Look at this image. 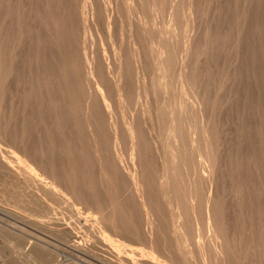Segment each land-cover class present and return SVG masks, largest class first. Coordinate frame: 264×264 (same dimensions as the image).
I'll return each instance as SVG.
<instances>
[{"label":"bare ground","instance_id":"obj_1","mask_svg":"<svg viewBox=\"0 0 264 264\" xmlns=\"http://www.w3.org/2000/svg\"><path fill=\"white\" fill-rule=\"evenodd\" d=\"M76 1L78 0H75V1L74 0H0V196L14 198L19 205L30 209L31 211L30 213H32L34 217L38 216L40 212L39 211L41 209L40 203L41 204L45 203L48 205L50 203V205H52L51 204L52 201L54 200L56 201V199H59V198L63 199L65 197H68L72 202H74V204H76V207L78 204H84L85 206L87 205L93 206L95 211L94 212L92 211V214L96 213L97 216L95 217L94 215H92L91 217L94 216L95 218H92V220H88V221H85L83 218L76 216V214H74L75 209H72L74 212L71 210L73 212V216L75 217L76 223L79 225L81 229L80 233L81 232L82 234L84 233V236H86L88 241L93 242V243L91 242V244H88L86 246L85 245L83 246L81 243H76V242H75L76 243L75 245H72V246L68 245V247L70 246L72 251H74L76 255L79 254V256L82 254V251L84 253V251L86 250H88L86 251L87 253L90 252L88 254L90 255L92 251V246L94 248L95 245L97 246L99 245L101 246V249L102 247H106L107 249H109L110 247H112L110 245H113L114 243H116L118 239H120L122 236L125 237L127 235H130V238H131L132 237L131 235H133L137 237L138 239L142 240L143 242H145L146 248H147V251L141 252L140 256L137 258L136 261L138 264H196L194 260L198 262V259H199L200 264H264V164H262L263 161H261L264 159L262 158L264 157V137L263 136L262 137L259 136V138H262V139L257 138L259 141L256 147H254L255 145L252 147L248 145L247 146L248 148L247 149L245 148L247 151L249 147H250L249 150H251L254 147L252 151L254 150L256 151V149H258L260 153H262L261 154L262 159L261 160L258 159V161L262 162L261 164L263 168L261 167V164L257 165V168H256L255 167L256 165L254 166L253 164H257L258 162L255 163V161L254 162L252 161L253 163L252 164L253 166H252L251 163H248L249 161L247 162L244 161L245 162L244 163L243 161L239 162L238 160L237 161L233 160L234 162L235 161L238 162L239 165L240 163L243 162V164L247 165L248 163L250 164V166L254 167V169L251 167V170L253 169L254 173L249 172L250 175L252 174V176L246 175V177L250 176V179H251L250 182L252 183L255 182V184H252V183L246 184L247 188L244 190H248V188L249 189L251 188L250 191L252 192V188L255 185L256 186L258 185V187L259 186L261 187V188L259 187V189L255 188L256 190L252 192L253 195L252 193L248 194V191L240 190L239 186L237 187V190L235 189L236 190L235 193L239 189L240 191H242V193L240 192L241 194L244 195V193L247 192V195H248L247 196L245 194V196L248 197V200L246 199V197H244V200L246 199L245 202H242V201L239 202V200L236 201L237 199H235V202H233L234 200H232V202L235 203V204L231 203L234 206L233 207L234 210L231 208L232 206H230V208L235 215V216L233 215L235 218H232V219L234 220L236 219L234 221L235 224L237 223L236 225L231 221L232 211L226 205V203L228 204L227 202L228 199L229 200L232 198L234 199L235 196L232 194V198H229L231 196L230 195L228 196V199H227V197H223L220 195V192H222L220 191L221 190L220 184L226 183L225 182L226 180L224 177L225 175L223 174L224 169H222L224 167V166L222 167L223 165L222 162L223 160L225 161V158L229 157L232 154V151L235 150V147H236L235 143L239 142L238 140L239 137L238 139L237 137L236 139H231L232 140V142L230 141L231 143L234 142L233 140H236V142L233 143L234 148L232 147V149L231 147H229L231 144L230 145L228 144L230 143L229 142L230 138L228 139V142L225 141V143L228 144V146H225V147L230 148L229 152H231V153L228 152L226 155L228 154L229 155L225 156V153L227 152L228 148L227 149L223 148L224 146H222V142L224 145H226L224 143V140L226 137L221 142L220 141L221 137L219 134H222L224 137L226 136V134L224 135L223 133L225 131L227 132V130L223 129L224 132H222V130L217 131L220 123L215 120L216 118L214 119L213 115H215L214 113H216L215 111L218 107H219L218 108L219 111L222 110V113H223L222 105L227 104V103L222 102V105H221L220 101H223L221 100L222 99L221 98L219 100V106L216 107V104H218V101H215L214 98H216L217 95L216 97L215 96L213 97L215 102L209 99L210 96L208 97V100H211V101L204 99L206 98L204 96H207V92L208 94H210L209 92L211 88H212L211 94H212V91H214L213 90L214 85L213 86L211 85V82H212L211 79H214V80L216 78L218 79V77L211 78L209 76V79L211 80V82H209L211 85V88L209 89L208 88L209 86L208 87L206 86L209 84L207 82V80L209 79H207L208 77L205 76L204 74L206 73V75H211L209 74L210 72H206V71L212 69L213 65L210 66L209 64L215 65L214 63L215 61H212V63L210 62L212 59L215 60V58L211 59L210 57L209 61H207L206 59L207 65L205 64L206 63L205 62L204 64L206 66L203 67V70H206L204 71L205 73L198 71L200 70L198 67L201 68V66L204 65L203 63L199 65V63L201 62L200 58L203 57V55L201 56V54L202 53L205 54L207 51H209L207 49H212V47L215 48L216 43L213 40V35H212L213 33L210 31V30H213L212 29L213 26L209 25L210 24L209 22L213 20L215 22V25L213 23L212 25L217 27L216 25H219L221 23V22L220 23L217 22V20H219L217 18H219L221 13L220 12H219L220 14L218 12L216 13L215 10H212L213 7L211 9V6H208V4H210L211 1H213L212 3L215 5H213L212 3L211 4L217 7L218 4H216L215 2L216 0L215 1L209 0L210 3L206 1L208 3L207 6L210 8V10H212L211 13L214 11L215 15L216 14L219 15V16L216 15L218 16L216 18L217 20L214 18L216 21L214 19H210L212 17L211 15L210 18L208 17L209 22L207 21L206 23V21L204 20L205 17H203L202 14L200 13L201 10L200 11L198 10L200 9L199 7H197V10L199 11V16L201 14L203 19L199 21V18L201 17L200 16V17H197L198 19L194 20L195 22L193 21L194 25H196L197 22L201 23L204 20L206 25L208 24L209 27L211 26L209 28L207 25L206 28L207 29L209 28V29L205 30L206 33L204 34L205 35L204 40L202 39L204 38L203 34L202 36L200 35L201 33L205 32L204 29H203L204 32L202 30H201L202 32H200V29L198 31V28L196 27L198 26V23L195 26V29L197 28L196 33L197 31L200 33L199 35L201 38L199 40L204 41L202 42L204 43L203 44L204 47L203 45L201 46L206 49H204L203 52L198 50L202 48L199 45L201 44L200 43L201 41L199 42V40L194 39V41L192 42V38H196V36L198 38L199 35L195 34V37H192L193 34L192 35L190 34L191 42L193 44L190 42L189 43L187 42L188 44H185V43L183 44V42H180L182 40V37L180 38V40H178L177 36L179 35H176V33L174 31H171V29L162 31V30H158L157 28V31H155L156 29L153 30V29L147 28L149 26H146L144 24L145 22L143 23L142 21H138V22L135 21L136 22L135 25L128 23L131 25L130 29L128 30L131 32V36L136 35V37L138 36V38H144L143 40L145 42L143 40L141 42H138L137 39H134V40H137V42L131 41L133 44V47L130 46V48H133V49L132 51L130 50L131 51L130 53L128 52L130 56L126 55L127 57L126 58L124 56L125 53L123 55L121 53H115L114 57L108 54L109 56L113 57V60L112 59L110 60L109 57L106 55V53H104V56H101L103 52L96 53L97 56H94L93 54H92L93 56H89V53H88L89 49L86 48V46L88 47L92 40L89 42L86 41L88 38L87 34L89 31V28H90V32L91 31L94 32V30L91 29V27H88L87 14H89L88 11L93 10L92 8L94 7L92 6V4H90V2L92 1L94 3L95 1L97 3V1L91 0L89 2V0H79L80 5H77V3L79 4V2L76 3ZM111 1L113 3V0ZM137 1L138 0H136L135 2ZM165 1L166 0H148L147 2L157 7L156 5L164 4ZM220 1L221 3H223L222 0ZM227 1L228 0L224 1L226 2V7H227V4L228 5L230 4L229 1L228 3ZM233 1H235V3L233 2L235 9L241 7L245 10V12L246 11L247 12L245 13V16L243 19L240 17L244 21V23L242 22V26H241L242 28L241 29L238 28L237 25L240 26L239 23H237L236 26L232 27V28L237 27L238 28L237 30L239 29L240 30L236 32L237 30L235 29V32L238 33L236 36L237 38L235 37L236 40L234 38L235 41L234 42L232 41L231 43H229L231 41L230 40L228 42L229 43L228 46H230V44L233 47L235 46V49L232 48L233 53L235 52L234 50L239 49L236 46H238L240 43L246 40L244 38L245 37L244 31H245V33H247L246 34L247 37L252 36V35L254 39L255 38L257 39L258 37L259 43L257 44L261 43L260 44L261 46L259 45L260 48L259 47L258 48L259 50L262 49V46L264 47V43H262L264 42L263 41L264 39H262L264 36V27L262 25L261 26L263 28L259 27L258 25H257L258 27H256L254 26L256 24L253 23L254 27L252 28L253 31L251 32V30L246 28V26H250L249 23H251L252 25V22H254L253 20L257 19L255 18L257 17V15H258V18H260L259 15H262L260 14L261 13L260 11H264L263 10L264 0H233ZM98 2L100 3V1ZM101 2H102V6L100 5L96 6L95 3L94 5L95 7L100 6L99 7L100 13L102 11L101 10V7H102L104 11V15L107 19L105 21H108V24H111L112 23L111 20L113 19H111V16L109 15L110 10L108 11L109 9L108 8L109 5L107 6L108 1L107 2L101 1ZM192 2L193 0H188V3L191 4ZM217 2L219 1L217 0ZM230 2H232V0ZM119 3H122V0L121 2L119 1ZM174 3L176 4L178 2H174ZM180 3H178V5ZM195 3L196 2H194V4ZM150 4L148 6H150ZM126 5H127V2H126ZM168 5L169 3L166 6ZM219 5L221 4L219 3ZM119 6L117 7L120 8ZM135 6H137V4ZM164 6L162 8H165ZM201 6L203 7V5ZM207 6L205 5L204 7H207ZM145 7L147 8V6ZM169 7L170 5L168 6V8ZM208 7L204 9L209 10ZM216 7H214V9L220 8V10L223 11V9H221L220 6H218L217 8ZM185 8L183 10L184 12H185ZM99 9H97L98 12H99ZM121 9H119L118 11L120 12ZM187 9L188 8H186V10ZM144 10L147 11V9L145 8ZM167 10H165L164 12H166ZM229 10L231 14L232 12H234V9H232L233 11L231 10V5H230ZM244 10L243 12L240 11V13L237 12V10L236 12L237 14L238 13L243 14ZM97 11L95 9L93 11L94 13H91V14L93 16V14L95 15L96 13L95 17L97 16L99 18L100 16ZM103 11L101 13L102 16H103ZM122 11L124 12V8ZM122 11L118 13L119 16L122 13ZM138 11H135V12L138 13ZM162 11L163 10H161V12ZM216 11H219V10H216ZM257 11L260 13H258ZM135 12L134 14H137ZM177 12L179 11L177 10ZM177 12L174 14H177ZM196 12L194 13L193 11H191V13H194V14H196ZM230 12H228L229 14H227L228 17H230L231 15ZM124 13H122L121 15L123 16ZM211 13L208 12L207 15H210ZM224 13L222 14L226 15V12ZM142 14H144V12ZM153 14L154 12L148 15L152 16ZM237 14H232V15L236 16ZM114 15H112L113 18L118 17L116 14ZM215 15L213 17H216ZM223 15H222V19H225L226 16L224 17ZM175 16H176V20L178 21L177 15ZM124 17L126 16L124 15ZM232 17H231V19L233 20L232 23L236 24L234 22L235 21L234 19L236 18L233 17L234 18L233 19ZM236 17H237V22L238 20H241L239 19L238 16ZM103 18H100V19H103ZM141 18L143 19V17ZM261 18L263 19V22L261 20L260 22L261 24L262 23L264 24V14H263V17L261 16ZM122 19H126V18H122ZM150 19H149V22L151 21ZM172 19H175V18H172ZM231 19L226 20L223 23L229 21L231 25ZM103 20L101 21L102 23H103ZM114 20H117V18ZM120 20L118 22H120ZM133 21L134 19L132 20V22ZM180 21L181 20L179 19L178 22ZM96 22L97 20H95V23ZM113 22L115 23L116 21H113ZM123 22L125 21L123 20ZM184 22L185 20L183 21V24ZM191 22L192 21H190L189 23L191 24ZM258 22L259 20L257 21V24ZM95 23L94 25H97ZM97 23L98 24L100 23L99 19ZM180 23H181L180 26L183 27L182 21ZM116 24L117 23H115V26ZM203 24L202 23L200 24L202 25L201 28H204L203 26H205V24L204 25ZM106 25L104 27H106ZM221 25L224 26L223 24ZM227 25L228 24H226L225 26ZM230 25H229V28H231ZM160 26H161V23H160ZM190 26L192 27V24ZM225 26L223 28L227 29L228 26L227 28ZM114 28L115 27L113 24L112 30H114ZM150 28L152 27L150 26ZM220 28L217 27V31L218 29L220 30ZM102 29L104 30V28H101L100 30ZM97 30H99V27ZM128 30H125V31L128 32ZM118 31L119 30H117V32ZM214 31H215V28H214ZM248 31H250L252 35H249ZM190 32H188V34ZM104 33H107V32H104ZM232 33H234L233 30H232ZM216 34L217 33H215V36ZM96 35H95L94 42L98 38L96 37ZM107 35L109 34L107 33ZM128 35L129 34H127V36ZM211 35L212 37H210ZM102 36H103V33H102ZM104 36H106V34H104ZM127 36L125 37L127 38ZM155 36H157V38H153ZM180 36L182 35L180 34ZM215 36H214V39H217L215 38ZM223 37H225V34L224 36L220 38H222L223 40L224 39ZM103 38H106V37H103ZM126 38H125V41L128 39ZM145 38H147V40ZM250 38L251 37H249L248 40H250ZM154 39H158L157 40L158 42L154 41ZM226 39H228V37ZM229 39H232V38H229ZM99 40L100 39H98V41ZM105 40H108V38H106ZM118 40H120L119 37H118ZM149 40H150L151 45L154 42L155 44L157 42L156 44L157 47H155L156 53L154 52V49H153L154 46L149 47L150 49L149 51L151 52V54L147 53L148 50L146 49V47L148 46L146 45L148 44H146V42H148ZM258 40H256L255 42H257ZM215 41L218 42L219 40H215ZM223 41H226V40L224 39ZM119 42L121 43V40ZM142 42H144L146 47L141 46L143 44ZM219 42H221V45H224V44L227 45V43L223 44L222 41H219ZM219 42L216 45L220 44ZM252 42L254 41L251 38L250 45H248L247 43L248 47L245 43H243L245 47H247V49L244 46L240 48L241 49L244 48L248 51L249 50L248 48L250 46L251 55L254 56L252 54V48H253L252 46H254L255 48L257 44H255L254 42V45H253ZM86 43H89V44L86 45ZM122 43L124 44V41H122ZM139 43H142V44L140 45ZM235 43L236 45H234ZM96 44H97L96 45L97 47L93 46L94 49L95 48L98 49V43ZM243 44H240V45H243ZM99 45H101V43ZM106 45L108 47L109 44H105V46ZM124 45H126V43ZM206 45L207 47H205ZM228 46H226L225 48L228 49L229 48ZM107 47L105 48L106 50L109 49ZM231 47L229 49H231ZM125 48H127V46ZM223 48H219V50L221 49V51L226 52L225 48L224 50ZM86 49L88 50L86 51ZM99 49H102V48H99ZM241 49L238 50V53L236 54V56L238 54L241 55L240 53L243 51L245 54V50L243 49L242 51ZM109 50L108 52L110 53ZM205 50L207 51L205 52ZM217 50L215 52H217ZM259 50H257V52ZM126 51H128V49H126ZM199 51L200 53L201 52L202 53L198 54ZM250 51L247 52L246 54L250 55ZM215 52L213 53L214 57L216 54ZM219 52L217 54H220ZM262 52H264V50L261 51V53ZM100 53L101 55H98ZM231 53L232 52H230V54ZM147 54H148V58L150 57L149 55L155 54V57H156L155 65H151V66H153V71L154 70L156 71V69L154 68H157L158 72L157 71L156 72L159 74V78L157 82L149 81V83L150 82L152 83L149 85L153 91L152 93L153 98L151 97L152 96L151 93H150L151 96H149V92L151 91L150 90L151 88L148 87L147 85L148 82H146V78L148 77L146 76L147 75L146 73H149L147 72V68H149V65H148L149 63L147 64ZM207 54H205L206 56L204 55V57H207ZM232 54L230 57L236 58L237 60V57L234 55L235 53L233 54L234 56ZM244 54L242 53L241 56H244ZM246 54L244 56L245 59L252 60L253 64L255 65L256 63L258 66V63L261 61V54L259 53L260 58L259 56L256 58L257 55L255 54L256 59L252 56L250 58L249 55H248L249 58H246ZM220 55H222V52ZM220 55L219 56L217 55V56L220 57ZM223 55L224 56L220 58L225 57V54ZM263 55L264 53L262 54V57ZM128 57H130V63L133 66L132 70H130L131 68H129L131 66H128V62H129ZM244 57H240V58L244 59ZM225 58L228 59L227 56ZM253 58L258 61L260 59V61L258 63L257 61L254 63L255 60ZM149 59L150 61L153 60V59L151 60V57ZM218 59L219 58H217L216 60L218 61ZM227 59H225V61ZM243 59L238 60L237 64L239 65L238 63L239 61L240 63L241 61L244 62ZM262 60L263 61L259 63V65L261 64L260 66L264 65L262 64V62L264 63V58H262ZM229 61L226 63H229ZM150 63L152 64V62ZM218 63L219 61L216 63V69H217V66L219 67ZM221 63L222 64L225 63L224 59H223V62ZM246 63L247 65H250V68L253 67L252 69L257 68L255 67L256 65L251 66L252 64H250L249 61L248 62L245 61V63H243V65L241 63V65L244 66V64L246 65ZM222 64H220V69H217L218 71L216 70L218 74L221 72V70L223 73H225L224 71H226L224 69L226 64L222 66L224 68H221ZM208 65L211 67V68L209 67L210 69L209 68L207 69ZM238 65L235 66L236 69L239 66L242 67L241 65L239 66ZM226 66L228 67L229 65H226ZM231 66L234 68L233 63L230 64V67ZM232 67L230 68L231 74L228 73L230 74V76H227V74H225L224 77L226 76L229 78L232 75L231 81H234L235 77L237 76L239 78V75L242 73H240L241 68L239 67L240 71L239 69H238L239 72L237 71L239 74H235L234 76L233 72L234 71L235 73L237 72H236V69L234 70L232 69ZM245 67H242L243 69L245 68L244 70L243 69L242 70L244 71L243 73H245L246 75V73H249V72H246L245 70L246 69L248 70L249 66H245ZM213 68L215 69V67ZM150 69L152 68L150 67ZM150 69L149 71H151ZM261 69L258 71L255 69V72L257 71L256 75H258L259 71H262ZM228 70L229 68L227 69V71ZM250 70L251 69H249L248 71ZM171 72H173V74L170 75ZM217 72L215 73L217 74ZM222 72L221 74L223 75ZM252 72H250L249 74L250 76ZM199 73L201 74L203 73V75L206 78H204V76L203 78H200L199 75L201 76V74ZM215 73H213L214 76H218ZM154 74L156 75V73ZM262 74H264V72ZM243 75H242L243 78H240V80H243L245 78V75L244 76ZM259 75L261 76L260 78H262L261 73H259ZM170 76L172 79L176 78L175 85L177 86V88L179 87L177 91V94L179 93V95L173 94V97L168 96L169 87L171 85V82H169V80H171L169 78ZM250 76H248L249 78H247L246 76V78L248 80L249 79L253 80L254 78H250ZM221 79L222 81L224 80L223 78ZM221 79H220V82H221ZM226 79L227 78H225V80ZM247 79L242 82H245L248 85V89L252 90L253 87L255 89L256 86L260 87L264 85V82H263L262 83L263 85L260 84L259 86V83H255L257 81L255 79V82L254 80L252 82H254L257 85L255 86L254 84L252 85L251 80H249L248 82L251 83L249 84L252 85L250 86L247 82ZM263 79L262 81H264ZM200 80L205 81L203 82L204 84L206 82L208 84L204 85L203 83H201ZM238 80L237 82L239 83L235 82L236 84L242 83L241 81H238ZM260 80L261 79H259V81ZM213 82L212 84H214ZM228 82L231 83L230 81ZM223 83H225V81ZM222 84L220 85L222 86ZM236 84L234 85L235 87L233 88L234 90L235 88H237L236 92L238 94L240 92V89L238 90L239 86ZM242 84H240L241 87H242ZM130 85H132L133 90L131 89ZM202 85L207 87L209 91L203 92V90L205 89L204 87H201ZM223 85L226 86L225 84ZM228 86L226 87L227 89L230 88V86L229 88ZM249 86L252 88H250ZM156 88L158 89V92H159L158 96H156L157 94L155 93L157 91L155 90ZM221 88L219 89L221 90ZM186 89H187V92H186ZM242 89L243 90L245 89V91L247 89L246 86L244 87V84H243ZM248 89L247 91H249ZM257 89H255V91L256 90L257 92L260 91L259 88ZM263 89H264V86H263ZM131 90L134 91L133 93L135 95H133ZM220 90H217V91L221 92ZM243 90H241V92L239 93L240 96L237 95L238 99L244 98L243 96L245 92H242ZM217 91L215 92L217 93ZM230 92L231 91L229 89V95H232L233 92L231 93ZM251 92L249 91V95H248V92L247 94H245V98H244L245 100L251 94L255 96L254 95L255 92L253 93ZM260 92L262 93L264 92V90L262 91V88H261ZM260 92L256 94V97L258 95L260 96L261 99H263L264 98V97L262 98L263 93L261 94ZM187 93L189 94L190 97L189 96L187 97L188 95ZM201 93H203V95H201ZM241 93L243 94L242 97H241ZM217 94H220V93H217ZM133 96L137 97L138 101L136 102L140 103V106H139L140 109L139 110L135 109L136 111H133L134 113L132 114L131 112L127 114L126 112L130 110L126 109L127 111L125 110L126 111L125 113L129 115L128 118H127V115L125 118V116H121V114L120 115L118 113L115 114V110L118 111L117 109L119 108L122 109V108H125L127 104L129 105V102L130 101L132 102L131 99H133ZM144 96L145 98L143 99ZM235 96L233 93V97L231 96L230 97L233 99ZM230 97L228 99H230ZM141 98L142 100H145L143 101L144 103L142 102ZM211 98H212V95H211ZM219 98L220 97L216 98V100H218ZM237 98L235 97V101L237 100ZM249 99H247L246 101H249ZM256 99L258 100V98ZM243 100H240V101L242 102ZM205 101L206 102L208 101L209 104L210 102L211 103L213 102L215 104L216 108L214 107L213 103L210 104L213 106L209 105L210 106L209 109L212 107L215 108L214 113H213V110H214L213 108L210 111V113L208 112L209 111L207 107L208 105L206 106ZM131 102L130 104H132ZM224 102H225V99H224ZM235 103L238 104V101L234 102L233 106H236ZM253 103L254 102H252L251 103L252 105L251 104L250 105L253 106ZM259 103L261 105L262 102H260L259 100ZM256 104L258 107L259 105L258 101L256 102ZM224 106L227 107V105H224ZM127 108H132L131 110H134L133 109L134 107L132 106H128ZM259 108H260L259 113L255 112L254 115L258 113L257 114L258 117L261 116L259 117L261 119V121L259 122V130L264 131V106L263 108L262 106ZM228 109L230 110V108ZM247 110H250V109H247ZM219 111L217 113L219 115L222 114ZM248 112L246 113L248 114ZM207 113H209V115ZM238 113L240 112L238 111ZM117 115L120 116V119L121 117L123 118L121 123L119 122L120 121L119 117H116ZM233 115H237V114H233ZM254 115L252 114V117ZM257 115L254 117L260 120L257 117ZM234 117L235 116H232L233 119ZM220 119L221 118L219 116V120ZM237 119L238 118H235V122H238L236 121ZM214 121L219 124L215 123ZM233 122L234 120L232 121V123ZM239 123H235V124H239ZM216 125L218 126V128ZM243 126H245V124ZM220 127H223V126H220ZM244 128H246V126L243 127V129ZM247 128H250V127H247ZM199 130L200 132L198 133ZM257 130L258 129H256V131ZM162 131H164V133L167 134L168 139H169V143L167 144V149L165 147L166 146L165 142H164L165 146L162 144L163 142L161 143V141H163L165 137L164 136L163 140H161V136L163 134ZM228 132L230 131L228 130ZM233 132L231 131V134ZM200 133L201 135L198 136V134ZM240 133H241V130H240ZM253 133L254 132H252V134ZM234 134L238 135V132L236 131L234 132ZM241 137L242 138L245 137V132ZM251 137H255V136H251ZM248 138L250 140V136ZM242 140L244 139L240 138V142ZM250 142H247L246 144H249ZM240 145H237V147L239 146L238 147L239 150L242 148ZM124 147L126 148V151L128 152L129 156H127V152L124 151ZM223 149L225 150V153H223L224 151ZM239 150H236L234 153L238 151V154L240 155ZM241 150L243 151V149ZM258 150L256 152H258ZM125 154L127 157H129V160L125 158ZM246 154L248 155V153H245V155ZM261 155H257V158H259L258 156H261ZM241 156H243V153ZM251 156L252 158H254L253 155ZM191 162L194 164V173L192 170L193 168L192 169L190 168L192 166ZM219 163L221 164L219 165ZM224 165L227 166L225 163ZM188 167L192 170L193 174L191 173V171H189L188 177L185 178L184 175L187 174ZM231 167L232 166H230V168ZM242 167L244 169L245 166H242ZM226 168L227 167H225V169ZM233 168L236 169L235 171L239 173L240 177H242V175L245 174V173L243 174L241 173L242 169L240 170L239 167H237L238 168L237 169L235 168V166H233ZM246 168L247 166L245 167V169ZM248 168L250 167L248 166ZM259 168H262L261 169L262 171L257 170L260 173H257V171L255 173V170ZM221 169L223 172L221 171ZM231 171L233 172V170ZM234 173L235 172H233V174ZM222 177L225 180V181L223 180L224 183L221 180ZM235 177H237L236 180H238L237 184L239 185L238 182L240 180H239L238 175L236 176L235 174ZM236 180L232 179L231 181L229 179V182L230 181L233 182ZM241 183L242 182H240V188L241 186L243 187L242 185L243 183L242 184ZM246 185L244 184V186ZM231 191H234V190H231ZM238 197L240 199L239 195L236 196V198ZM201 199H202L201 204H202V209H203L202 213L204 217H202L201 212L198 211V209L201 208V204H200V208L198 206ZM251 201H253V203H251ZM72 202L70 204H72ZM243 203H245L246 205L248 203L249 204L251 203L252 205L245 207V205L243 206ZM62 206H65V205H62ZM93 207H91V209ZM68 208L70 209L71 207L70 206L67 207V210ZM244 208L248 209V211H245ZM37 212L38 214L35 216ZM186 212L188 214H186ZM197 212H200L198 213V216L201 214L200 217L204 218V219L202 218L201 219L203 220V222L205 221L204 225L200 227V229L202 230L201 233H203L202 228L205 227V230L207 231V234L210 236V239H211V241L209 242L211 243V246L209 247L206 245L207 246L206 248V246L202 245V242L200 241L198 243L199 245L197 248H196L197 245L192 246L193 247L192 249L196 248L195 253L199 257L198 258L195 255V257L198 259L196 258L194 259V252L193 250H190L188 248L189 243H187V240L189 238H193L189 236V234L191 235L192 230L194 232L195 230L196 232L200 231L198 227V223H199L198 219L200 217L198 218ZM90 215H91V212H90ZM70 216L73 218L72 215ZM71 217L70 219H72ZM84 217H86V219L88 218L87 215ZM201 219L199 220L201 221ZM75 221L73 223H75ZM72 225L74 226V224ZM190 228L192 229L190 230ZM15 235H19V234H15ZM193 235H195V233ZM25 238H27V236H25ZM67 238H69V236ZM82 238H83V235H82ZM28 239L29 238H27V240ZM202 239L204 240V238ZM83 240L85 239L83 238ZM74 241H76V239ZM190 241L192 242V239ZM78 242H81V241H78ZM21 244H25V243H21ZM97 246L95 250L99 248ZM33 247L37 248L38 251H48L46 249L45 243L41 241L38 242L37 244L33 243ZM35 248H33V250H35ZM114 248H116V246ZM104 250L102 252H104ZM95 253H93V255H95ZM98 253L96 254L97 256H98ZM19 254H20V251H19ZM96 255L95 257L97 259ZM43 256L41 258H43ZM75 258L77 257H74V259ZM91 258H94V256ZM51 261L52 260H50V262ZM92 261L93 259L91 260V263ZM95 261L93 262L95 263ZM97 261H99V259ZM96 264L98 263L96 262Z\"/></svg>","mask_w":264,"mask_h":264},{"label":"rangeland","instance_id":"obj_2","mask_svg":"<svg viewBox=\"0 0 264 264\" xmlns=\"http://www.w3.org/2000/svg\"><path fill=\"white\" fill-rule=\"evenodd\" d=\"M75 1V0H74ZM91 0H89V2H90ZM94 1V0H93ZM97 1V3L94 1V3H95V5L96 6H98V5H100V6H102V2L101 1H103V2H107L108 1V4H107V6H108V11L110 12L109 13V15L111 16V19H113V20H111V24H108V21H105V20H107L106 19V17H105V15H104V11H103V9H102V7H101V10L103 11V16H102V11H101V13H100V9H99V7H95V5H94V3L91 1L90 2V4H92V6H94L92 9L93 10H89L88 11V13L89 14H87V16L89 17H87V24H88V27H91V29H93L94 30V32L93 31H91L90 32V28H89V31H88V34H87V37L89 38H87V40L86 41H91L90 42V44H91V46H90V44L89 43H86V45L87 44H89V46L87 47L86 46V48H88V49H86V51L88 50V53H89V56H97V54L96 53H99V52H103V54L101 55V53L100 54H98V55H101V56H104V53H106V55L109 57V59L111 60H113V57H114V54L115 53H121L122 55L125 53V57H126V55H128V56H130L129 55V53L132 51V49L133 48H130V46H132L133 47V44H132V42L133 41H136L137 42V40H138V42H141L144 38H138V36L136 37V35L135 36H131V32L128 30V29H130V24H133V25H135V23L136 22H138V21H142L146 26H149V27H147V28H149V29H153V30H155V31H157V28H158V30H162V31H164V30H170L171 29V31H174L175 33H176V35H179L180 36V34L182 35V36H177V39L178 40H180V38L182 37V40L180 41V42H183V44L185 43V44H188L189 42L190 43H192L193 41H194V39H196V40H199L201 37H200V35L202 36V34H203V36H204V38H202L203 40L205 39V33H206V31L205 30H208L211 26H213L212 27V29L213 30H210L213 34V40H214V42L217 44L219 41H222L223 42V44L224 43H227V45H225V47L226 46H228V44L229 43H231L232 41L234 42L235 40H236V36H237V34L238 33H236V32H238L242 27V22L244 23V21L242 20L243 18H244V16H245V13L247 12H245V10L243 9V8H241V7H239V8H237V9H235L234 8V3H235V1H233L232 0V2H230L231 0H228L229 1V5L227 4V7H226V2H224V1H226V0H222V2L223 3H221V1L220 0H218L219 2H217V0L215 1L216 2V4H218V6H222V4H223V8L221 7V9H223V11L222 10H220V8H217L216 6H213V5H215V4H213L212 2L213 1H211V3L213 4H211L210 3V1L209 0H204V1H200V0H193V2L190 4V3H188V0H185V1H187V2H185L184 0H166L165 1V6H164V4H158V5H156L157 7H155V6H153L152 4H150L149 2H147L148 0H138L137 2H135L136 0H128V1H126V0H122V3H119V1L121 2V0H113V3H112V1L111 0H106V1H104V0H96ZM98 1H100V3L98 2ZM170 1V2H169ZM200 2V4L201 5H203V7L199 4V2ZM206 1H208V3H210V4H208ZM228 1H227V3H228ZM77 2H79V0L78 1H76V3ZM117 2H118V4L120 5H118L117 4ZM125 2V3H124ZM126 2H127V5H126ZM145 4H144V3ZM174 2H178V3H180L179 5H178V3H174ZM183 2H185V3H183ZM194 2H196L195 4H194ZM202 2V3H201ZM206 2V3H205ZM214 2V3H215ZM234 2V3H233ZM99 3V4H98ZM114 4V5H112V4ZM141 3V4H140ZM169 3V5H170V7L168 8V6H166L167 4ZM173 3H174V5H173ZM183 3V4H182ZM205 3V4H204ZM219 3L221 4V5H219ZM132 4V5H131ZM137 4V6H135ZM150 4V6H148ZM184 4H186V5H188V6H186V5H184ZM207 4H208V6H211V9H212V7H213V9L212 10H215V12L217 13H219L220 14V16L218 15V14H216V15H218L219 16V18H217L218 16H216L215 14H214V11L211 13V11L212 10H210V8L207 6ZM77 5H80V2H79V4L77 3ZM119 6L120 8H118L117 6ZM122 5V6H121ZM144 5V6H143ZM177 5V6H176ZM200 5V6H199ZM207 6L208 7V9L209 10H207V9H204V8H207V7H204V6ZM230 5H231V10L232 9H234V12H232V14H237V12H239L240 13V11H242L243 12V10H244V13L242 14H237L236 16H238L239 17V19H241V20H238V22H237V17L236 16H234V15H232L231 14V12H230ZM233 5V6H232ZM112 6V7H111ZM128 6V7H127ZM131 6V7H130ZM140 6V7H139ZM145 6H147V8L145 7ZM152 6V7H151ZM165 7V8H162V7ZM173 8H172V7ZM174 6H175V8H174ZM180 8H179V7ZM182 6V7H181ZM225 6V7H224ZM124 8V12H125V10H126V12H127V14H126V12L124 13L122 10H123V8ZM136 7H138V8H136ZM188 8L187 10H186V8ZM195 7V8H194ZM197 7H199L200 9H198L199 11L201 10V14H202V16L203 17H205L204 18V20L206 21V23H207V21L209 20L208 19V17L210 18V16L212 15V17L215 15L216 17H211L210 19H219V20H217V22H221L219 25H216L217 27H221L222 25L221 24H228L227 26H228V28H229V25H230V23H229V21L228 22H225V23H223L224 21H226V20H230L231 19V17L233 16L234 18H236V19H234L233 17V19L235 20L234 22L236 23V24H234V23H232V19H231V25H230V27L231 28H227V26H225L227 29H225V28H223L224 26H222L221 28H220V30L218 29V31H217V27H215L214 25H215V22L212 20V21H208L210 24L209 25H211L210 27H209V25H208V29L206 28L207 27V25H206V23H205V21L203 20V22H201L202 24L204 23L205 24V26H203L204 28H201L202 27V25H200L201 23L200 22H197L198 23V26H196L197 25V23H196V25H194V20H196V19H198L197 17H200L201 16V14H200V16H199V11L197 10ZM214 7H216L217 9H214ZM90 8V7H89ZM114 8V9H113ZM116 8V9H115ZM122 8V9H121ZM130 8V9H129ZM144 8L145 9H147V11H148V13H147V11L146 10H144ZM152 8V9H151ZM172 8V9H171ZM178 8V9H177ZM184 8H185V12L183 11L184 10ZM194 10H193V9ZM91 9V8H90ZM96 9V11H97V9H99V24L97 23L98 22V19L95 17V15H96V13H95V15L93 14V16H92V14L91 13H94L93 11ZM113 9V10H112ZM119 9H121L120 10V12L122 11V13H124L123 14V16L120 14V16H119V14L118 13H120L118 10ZM150 9V10H149ZM168 9V10H167ZM182 9V10H181ZM195 9H196V11L198 12H196L195 11ZM203 9H204V11H203ZM225 9V10H224ZM240 11H239V10ZM139 10V11H138ZM154 10V11H153ZM161 10H163L162 12H161ZM165 10H167L166 12H164ZM174 10H175V12H174ZM177 10L179 11V12H177ZM216 10H219V11H216ZM227 10V11H226ZM229 10V11H228ZM236 10H237V12H236ZM264 10V9H263ZM117 11H118V13H117ZM130 11H131V13H130ZM135 11H138V13L137 12H135ZM141 11V12H140ZM144 12V14H142L143 12ZM149 11H150V13H149ZM170 11V12H169ZM191 11H193L194 13L196 12V14H194V13H191ZM233 11V10H232ZM259 11V10H258ZM257 11V12H258ZM115 12V13H114ZM134 12L135 13H137V14H134ZM154 12V14L151 16V15H148V14H151V13H153ZM177 12V14H174V13H176ZM181 12V13H180ZM183 12V13H182ZM189 12V13H188ZM203 12V13H202ZM208 12L209 13H211L210 15H207L208 14ZM224 12H226V15H223L222 13H224ZM228 12H230V17H228L227 16V14H229ZM261 12V13H260ZM260 12H258V13H260V14H262V15H259V17L260 18H258V15H257V17H255V18H257L258 20H259V22H258V24H257V19L255 20H253L254 22H252V25H251V23H249L250 24V26H246V28H248L249 30H251V32L253 31L252 30V28L254 27V26H256V27H264V24L262 23L261 24V22H260V20L263 22V19L261 18V16L263 17V14H264V11H260ZM263 12V13H262ZM97 13V14H98ZM130 13V14H129ZM145 13H146V15H145ZM204 13H206V14H204ZM91 14V15H90ZM114 14H116L118 17H116L117 18V20H114V19H116L115 17L113 18V16L112 15H114ZM141 14V15H140ZM166 14H168V15H166ZM179 14V15H178ZM191 14V15H190ZM194 14V15H193ZM214 14V15H213ZM225 14V13H224ZM256 14V13H255ZM124 15L126 16V17H124ZM131 15V16H130ZM175 15H177V19H178V21H179V19L182 21V24H183V21L185 20V22H184V24H183V27L182 26H180L181 25V21L180 22H178L177 20H176V16L174 17ZM204 15H206V16H204ZM222 15L225 17H227V19H226V17H225V19H222ZM243 17H242V16ZM115 16V15H114ZM130 16V17H129ZM133 16V17H132ZM136 16H138L139 17V19H138V17H136ZM147 16V17H146ZM195 16V17H194ZM201 16V17H202ZM105 19H104V18ZM141 17H143V19L141 18ZM150 17H151V19H150ZM154 19H153V18ZM165 17V18H164ZM179 17V18H178ZM199 18V21H201L202 19H203V17L202 18ZM206 17H207V19H206ZM223 17V18H224ZM241 17V18H240ZM92 18H93V20H92ZM100 18H103V19H100ZM120 18H121V20H120ZM122 18H126V19H122ZM127 18H128V20H127ZM131 18V19H130ZM137 18V19H136ZM148 18V19H147ZM172 18H175V19H172ZM229 18V19H228ZM92 21H91V20ZM97 20V22L95 23V20ZM134 19V21L132 22V20ZM149 19L151 20L150 22H149ZM166 19V20H165ZM192 19V20H191ZM214 19V20H215ZM103 20V23L101 22ZM120 20V22H118ZM123 20L127 23H125V22H123ZM156 20V21H155ZM165 20V21H164ZM215 20V21H216ZM105 21V22H104ZM113 21H116L115 23H117L116 24V26H117V28H116V26H115V23L113 22ZM128 21V22H127ZM131 21V22H130ZM136 21V22H135ZM148 21V22H147ZM158 21V22H157ZM190 21H192L191 22V24H192V27H194V28H192L190 25ZM194 21V22H193ZM240 21V22H239ZM255 21H256V23H255ZM90 24H89V23ZM161 23V26H160V23ZM173 22V23H172ZM178 22V23H177ZM94 23L95 24H97V25H94ZM104 23H105V25H106V27H104L105 25H104ZM118 23H119V25H118ZM128 23H130V24H128ZM149 23V24H148ZM180 23V24H179ZM212 23L214 24V25H212ZM237 23H239L240 24V26L239 25H237ZM253 23L254 24H256V25H254L253 26ZM103 24V25H102ZM113 24H114V30H112V28H113ZM123 24H124V26H123ZM175 26H174V25ZM178 24V25H177ZM203 24V25H204ZM217 24V23H216ZM90 25V26H89ZM94 25V26H93ZM187 25H188V27H187ZM238 26V28H240L239 30H237L238 28L237 27H235V28H232V27H234V26ZM248 25V24H247ZM258 25V26H257ZM262 25V26H261ZM118 26H120V27H118ZM150 26L152 27V28H150ZM171 26V27H170ZM177 26V27H176ZM180 26V27H179ZM191 27V29H190V27ZM195 26L198 28V31H199V29H200V32H202L203 31V29H204V33H199L198 31H197V33H196V29H195ZM95 27V28H94ZM98 27H99V30H97L98 29ZM123 27H125V28H123ZM167 29H166V28ZM262 27V28H263ZM101 28H104V30L102 29V30H100ZM106 28V29H105ZM120 28V29H119ZM176 28H178V29H176ZM182 28V29H181ZM214 28H215V31H214ZM246 28H245V30H246ZM251 28V29H250ZM119 30L118 32H117V30ZM128 30V32L127 31H125V30ZM135 29V28H134ZM176 29V30H175ZM187 29H188V31H187ZM189 29H190V31H189ZM195 31H194V30ZM224 29V30H223ZM235 29L237 30L236 32H235ZM247 29V30H248ZM255 29V28H254ZM109 30V31H108ZM116 30V31H115ZM124 30V31H123ZM202 30V31H201ZM224 32H223V31ZM232 30H233V32L234 33H232ZM179 33H178V32ZM183 31V32H182ZM220 31V32H219ZM104 32H107L109 35H107V33H104ZM121 32V33H120ZM125 32H126V34H125ZM188 32H190L189 34H188ZM210 32V33H211ZM228 32V33H227ZM232 33V34H230V33ZM247 32V31H246ZM90 33V34H89ZM94 33V34H93ZM102 33H103V36H102ZM121 35H120V34ZM178 33V34H177ZM215 33H217L216 34V36H215ZM226 33H227V35H226ZM248 33H249V35H252V33H250V31H248ZM92 34V35H91ZM97 34V35H96ZM104 34H106V36H104ZM124 34V35H123ZM127 34H129L128 36H127ZM139 34H140V32H139ZM193 34V36L192 37H195V34L196 35H199L198 36V38H197V36H196V38H192V42H191V35ZM224 34H225V37H223L226 41H223L222 40V38H220V37H222V36H224ZM246 34L247 33H245V31H244V38L246 39H244L245 41H243L242 43H240V44H243V43H245L246 45H247V43H248V45H250V42H251V38H252V40L255 42L256 40H258V37H257V39L255 38L254 39V37H252V36H249V37H251L250 38V40H248V38L249 37H247L246 36ZM95 35H96V37H98L97 38V40H95V42H94V39H95ZM112 35V36H111ZM117 35H118V37H119V39L121 40V43L119 42L120 40H118V37H117ZM120 35V36H119ZM212 35L210 36V37H212ZM230 35V36H229ZM91 36V37H90ZM108 36V37H107ZM125 36H127V38L125 37ZM188 36V37H187ZM214 36H215V38H217V39H214ZM103 37H106V38H108V40L110 41H108V40H105L106 38H103ZM140 37V36H139ZM228 37V39L229 38H232V39H226ZM236 37V38H235ZM247 37V38H246ZM112 38H113V40H112ZM117 38V39H116ZM125 38L127 39L126 41H125ZM132 38H133V40H132ZM153 38H157V36H155V37H153ZM185 38H187V39H185ZM234 38H235V40H234ZM98 39H100L99 41H98ZM104 39V40H103ZM131 39V40H130ZM134 39H137V40H134ZM146 40H147V38H145ZM212 39V38H211ZM221 39V40H220ZM262 39H264V36H263V38ZM103 40V41H102ZM158 39H154V41H157ZM184 40H185V42H184ZM187 40V41H186ZM203 40H199V42L201 43V44H199L200 45V47H202L201 45H203L204 43H202V42H204ZM215 40H219L218 42H216ZM231 40V41H230ZM248 40V41H247ZM105 41H107V42H105ZM122 41H124V44L126 43V45H124L123 43H122ZM132 41V42H131ZM144 41V40H143ZM211 41V40H210ZM230 41V42H229ZM246 41H247V43H246ZM264 41V40H263ZM101 43V45H99L100 43ZM131 42V43H130ZM145 42V41H144ZM144 42H142V43H139L141 46H144V47H146V46H148V47H146V49L148 50L147 51V53L148 54H151V52L149 51L150 49H149V47L151 46H154V52L156 53V50H155V47H157V42H156V44H155V42L151 45V43H150V40L148 41V42H146V44H148V45H146L145 46V44H144ZM188 42V43H187ZM229 42V43H228ZM254 42H252V44L254 45ZM262 42V41H261ZM93 43V44H92ZM96 43H98V49L97 48H95L94 49V47L97 45ZM128 43V44H127ZM220 44H218V45H216L215 44V48L214 47H212V49H207V50H209V51H207V50H205V52L207 51L208 52V54H207V52L205 53V54H207V57H204V53H202L203 51H204V49H206V48H203L204 47V45H203V47L201 48V49H198V50H200V51H202L201 53H200V51L198 52V54L200 53L201 54V56L203 55V59L202 58H200L201 59V62L199 63V65L200 64H204L205 62V64L207 65V61H209V58L211 57V59L212 58H215V60L214 59H210L211 61V63H212V61H215L214 63H215V65L214 64H209L210 66H212V69L211 70H208V71H206V70H203V67L204 66H206L205 64L203 65V66H201V68H202V70H201V68L200 67H198L200 70H198L199 72L201 71V72H204V71H206V72H210L209 74H211V75H206V73L204 74L205 76H207L208 78L207 79H209V76L211 77V78H216V77H218V79L216 78L215 80L214 79H211L212 80V82H213V80H214V84H212V82H211V80L209 79V80H207V82L209 83V82H211V85L213 86L214 85V87H213V90L214 91H212V94H211V85H210V83L208 84L207 82L204 84L203 82H205V81H201V83H203L204 85H206V84H208V85H206L209 89H210V94L212 95V98H211V95L210 94H208V92H207V96H204V97H206V98H204L205 100H208V97L210 96V98L209 99H211L213 102H215V101H218V104H216V107H218L219 106V100L221 99V100H223V101H220V104L222 105V102L223 103H227V104H224V105H227V107L226 106H224V105H222V107H223V113H222V110H220L219 111V107L216 109V111H215V104H214V107L215 108H213L214 110H213V113H214V111L216 112V113H214L215 115H213L214 116V119L216 120V121H218L219 123H220V125H219V128H220V130H219V128H218V126H217V131H221L222 130V132H224V130H227V132L225 131L223 134L225 135L226 134V136H224L223 137V135L222 134H219L220 135V137H221V139H222V137H223V139L221 140L220 139V141L222 142L223 140H224V138H225V140H224V143H225V141H227L228 142V139H229V142L231 141L232 142V140L231 139H236V137H237V139H238V137H239V142H237V143H235V150L234 151H232V150H230V151H232V154L229 156V157H231V158H229V157H224L225 158V161L223 160V162H222V169H224V172L226 173H224L223 171H222V169H221V171L223 172V174L225 175H223L224 177H225V180H224V178L222 177L221 178V180L223 181H225L226 183H224V181H223V183L225 184H220V191H222V192H220V195L221 196H223V197H227V199H228V196H230L229 198H232V194L235 196L234 197V199L232 198V199H228V204L226 203V205L230 208V206H232L231 208L233 209V205L232 204H235V203H233V202H235V199H237L236 201H238L239 200V202H245L246 201V199L248 200V197H246L245 196V194L247 195V192L246 193H244V191H248V194H251L253 191H255L257 188L259 189V187H258V185L256 186H254V185H252V186H254L253 188H252V192L250 191V189L248 188V190H244V189H246L247 188V185L246 184H248V183H252V182H250L251 181V179H250V176H252V174L250 175V173L249 172H253L254 173V167H252L253 165L257 168V165H260L262 162L261 161H263V163L262 164H264V159L263 160H261L262 158H264V157H262V153H260V151L258 150V149H256V151L258 150V152H256L255 150L254 151H252V149L254 148V147H256V145H258V139L257 138H259V136L260 137H264V131H260L259 130V122L261 121V119L259 118V117H261V116H259L258 117V113H259V107H261L262 106V108H263V106H264V92H260L261 91V88H262V91L264 90L263 89V82L264 81H262V79H263V75L264 74H262L264 71H263V66L264 65H262V66H260L259 65V63H261V61H263L262 60V58H264V55H263V57H262V54L264 53V52H262L261 53V51H263L264 50V47L262 46V49H260L259 50V48H260V44H257V43H259V40L257 41V42H255V44H257V46L254 48V46H252L253 48H252V54L254 55V56H252L251 55V49H250V46H249V50L247 51L246 49H247V47H248V45H247V47H245V45L243 44V45H238V46H236V47H238L239 49H241L240 47H242V46H244L246 49H244V48H242L241 50L243 51V49L245 50V54L247 53V52H249L250 51V55L249 54H246V58H249V56H250V58H251V56L252 57H254L255 58V56L257 55V53L259 52L260 54H261V61H260V54L258 53V55L256 56V58L259 56V61L258 60H255L254 58V63L257 61V63H258V66H257V64L255 63V65L253 64V61L252 60H247V59H245V54H244V51L243 52H241L240 54L242 55V53L244 54V56H241V55H237L236 56V54L238 53V50L239 49H236V50H234L235 52V54L233 53V49L232 48H234L235 49V46L233 47L231 44H230V46H228L229 48L231 47V49H232V51H231V49H226L225 47H224V45H221V42H219ZM262 43H264V42H262ZM105 44H109V45H111V46H109L108 45V47H107V45L105 46ZM117 46H116V45ZM121 44V45H120ZM131 44V45H130ZM150 44V45H149ZM193 44V43H192ZM251 44V45H252ZM104 45V46H103ZM220 45H221V47H220ZM234 45H236V43L234 44ZM260 45V46H259ZM94 46V47H93ZM99 46H101V47H99ZM113 46V47H112ZM117 47V48H115V47ZM127 46V48H125ZM90 47H92V48H90ZM97 47V46H96ZM109 48L108 50L110 51V53L108 52V50H106L105 48ZM122 47V48H121ZM205 47H207V45L205 46ZM217 47H219V48H225V50H226V52H224V51H221V49L219 50V48H217ZM259 47V48H258ZM99 48H102V49H99ZM114 49V51H113V49ZM130 48V49H129ZM224 48H223V50H224ZM92 49H94L95 51H97V52H95L94 50H92ZM97 49V50H96ZM121 49V50H120ZM124 50V52H123V50ZM126 49H128V51H126ZM203 49V50H202ZM214 49V50H213ZM218 49V50H217ZM253 49H254V51H253ZM99 50V51H98ZM101 50V51H100ZM111 50H112V52H111ZM131 50V51H130ZM211 50H212V52H211ZM217 50V52H215ZM227 50H228V52H227ZM257 50H259L258 52H257ZM91 51V52H90ZM94 51V52H93ZM115 51H117V52H115ZM219 51H221L222 52V55H220L221 54V52H219ZM232 52L236 57H237V60H236V58H232V57H230L231 56V54H230V52ZM247 51V52H246ZM256 51V52H255ZM129 52V53H128ZM210 52V53H209ZM220 53V54H217L218 56L220 55V57H222V56H224L223 54H225V57L227 56L228 57V59L227 58H225V57H223V58H220V57H218L216 54H215V57H214V54L213 53ZM240 52V51H239ZM255 52V53H254ZM93 54V55H92ZM111 55V56H113V57H111V56H109V55ZM148 54H147V64L149 65V68H147V72H149V73H146L147 75L146 76H148L147 78H146V82H148L147 83V85H148V87H150V85L149 84H152L151 82H157L158 81V78H159V74L157 73L158 71H157V68H154V69H156V71L154 70L153 71V66H151V65H155V54H152V55H149L150 57H151V60L152 61H150V57L148 58ZM197 54V55H198ZM213 54V55H212ZM232 54V55H233ZM256 54V55H255ZM233 55V56H234ZM249 55V56H248ZM193 56V55H192ZM206 56V55H205ZM217 56V57H216ZM239 56V57H238ZM248 56V57H247ZM190 57H191V55H190ZM240 57H244V62H242L241 61V63H242V65H243V63H245V61L246 62H248L249 61V63L250 64H252L251 66H255V67H259L258 69L257 68H254V69H252L253 67H251L250 68V65H247V63H246V65L244 64V66H242L241 65V63H240V61L238 62L239 63V65H241L242 67H245V66H249V69H251L250 71H248L247 69L245 70L246 72H249V73H246V75H245V73H243L244 71V69L245 68H247V67H245L244 69L242 68V67H240L238 64H237V61L238 60H242ZM127 58V57H126ZM129 59V62H128V66H131V67H129V68H131L130 70H132L133 69V66H132V64L130 63V57H128ZM197 58H198V56H197ZM196 58V59H197ZM217 58H219L218 59V61H219V67L217 66V69H220V64H222L221 62H223V59H224V62L225 63H223L222 65H221V68H224V67H222L223 65H229L228 67L225 65V70L226 71H224L225 73H223L222 72V70H221V72L223 73V75L221 74V72H220V70H219V74L221 75H219L218 74V70L216 69V63L218 62L216 59ZM239 58V59H238ZM206 59H207V61H206ZM225 59H227L228 61H229V59H230V61H229V63H226V62H228L227 60L225 61ZM234 61H233V60ZM152 62V64L150 63V62ZM209 62V63H210ZM252 62V63H251ZM233 63V66L236 64V65H238L240 68H241V71H240V68L238 67L237 69L235 68V66H234V68L232 67V69H236V72L238 71V69H239V71H240V73H242V74H240L239 75V78L236 76L235 77V79H234V77H233V79H234V81H231L232 79V75H231V77H224V75L225 74H227V76H230V74H231V67H230V64H232ZM217 64V65H218ZM262 64H264L263 62H262ZM147 65V66H148ZM207 66V69L210 67V66ZM150 67L152 68V69H150ZM154 67H156V66H154ZM213 67H215V69L213 68ZM226 67H227V69L229 68V70L227 71V69H226ZM206 68V67H205ZM211 68V67H210ZM209 68V69H210ZM262 68V69H261ZM149 69L152 71H149ZM243 69V70H242ZM255 69L258 71V70H262V71H259L258 72V75H256L257 73V71L255 72ZM213 70V71H212ZM215 70V71H214ZM217 70V71H216ZM238 71V72H239ZM253 71V72H252ZM131 72V71H130ZM212 72V73H211ZM215 72H217V74L215 73ZM235 73V71L233 72L234 74V76H235V74H239V73ZM250 72H252L253 74H255V75H253L252 73H251V76L249 75L250 74ZM255 72V73H254ZM150 73H152V74H150ZM154 73H156V75L154 74ZM213 73H215L216 75H218V76H214V74ZM228 73H230V74H228ZM259 73H261V75H262V78H260L261 76L259 75ZM148 74H150V75H148ZM153 74H154V76H153ZM171 74H173V72H171L170 73V75ZM199 74H201V73H199ZM208 74V73H207ZM245 75V78H246V76H247V78H249L248 76H250V78H254L253 80H254V82H255V79L256 78H258V79H256L257 81L255 82V83H259V86H260V84H262L263 86H260V87H257V88H259L260 89V91H258V92H260L261 94H262V98L263 99H261L260 98V96H258L257 95V97H256V94L258 93L257 92V88L255 87V89H257L256 91H255V89H254V87H253V89L252 90H254V91H252L251 89H248V85L245 83V82H242V81H245L246 79L244 78L243 80H240V78H243L242 77V75ZM203 73L201 74V76L199 75V77L200 78H203ZM213 75V76H212ZM243 75V76H244ZM204 76V78H206ZM241 76V77H240ZM253 76V77H252ZM255 76V77H254ZM155 77V78H154ZM156 77H157V79H156ZM154 78V79H153ZM171 80H169V82H171V85H170V87H169V92H168V96L169 97H173V94L175 95V94H177V91H178V89H179V87L177 88V86L175 85L176 84V82H175V79L173 78H171V76L169 77ZM221 78H223L224 80L222 81V79ZM225 78H227L226 80H225ZM239 80H238V79ZM220 79H221V82H220ZM259 79H261L260 81H259ZM237 80L238 81H241L243 84H244V87L246 86V88L251 92V93H253V92H255V96H253V94H251L249 97L248 96H246V97H248V98H246V100L247 99H249V98H251V99H249V101H246L244 98H245V94H247V92H248V95H249V91H247V89H246V91H245V89L243 90L242 89V87H243V84L242 83H240V84H242V87H241V85L240 84H236L235 82H237ZM249 80H251V79H249ZM248 79H247V82L249 81ZM253 80H251V82L253 81ZM264 80V79H263ZM149 81H151L150 83H149ZM173 81V82H172ZM218 81V82H217ZM225 81V83H223ZM228 81H230L231 83H229ZM254 82H252V85L254 84V86L255 85H257V84H255ZM225 84L226 86H224L223 84ZM233 83V84H232ZM236 85H238L239 86V88H238V90L240 89V92H241V90H243L242 92H245V94H244V98H242V99H238L237 98V95H239L240 96V92L237 94V88H235V90H234V88L233 87H235L234 85L235 84ZM237 83H239V82H237ZM250 82H248V84H249ZM174 86H173V85ZM216 84V85H215ZM220 84H222V86L220 85ZM246 84V85H245ZM251 84V83H250ZM249 84V85H250ZM204 85H202L201 87H204V89L205 90H203V92L204 91H209L208 89H207V87H205ZM220 85V86H219ZM230 86V88H229V86ZM231 85H233V86H231ZM252 85H250V86H252ZM131 86V89H132V85H130ZM228 86V88L230 89V91L231 92H233L234 93V96H235V94H236V98H237V100L236 101H238V104H236L235 103V105L236 106H233L234 104V102H236L235 101V97L232 99L231 97H233V93H232V95H229V89H227L226 87ZM238 86H236V87H238ZM249 86V87H250ZM172 87H173V89H172ZM223 89H222V88ZM241 87V88H240ZM151 88V87H150ZM217 89V90H220L219 88H221V92H219V91H217V90H215V89ZM233 88V89H232ZM250 88H252V87H250ZM203 89V88H202ZM201 89V90H202ZM227 89V90H226ZM234 90V91H232V90ZM133 90V89H132ZM131 90V92L133 93L134 91H132ZM151 91H152V88L150 89ZM155 90H157L155 93L157 94H155L156 96H158V94H159V92H158V89L156 88ZM149 92V96H151L152 98H153V91L152 92ZM176 91V92H175ZM215 91H217V93H220V94H217ZM186 92H187V89H186ZM202 92V91H201ZM215 92V93H214ZM230 92V93H231ZM150 93H151V95H150ZM215 95H214V94ZM222 93V94H221ZM227 93V94H226ZM188 94V93H187ZM260 94V95H261ZM132 95V94H131ZM133 95H135L134 93H133ZM177 95H179V93L177 94ZM201 95H203V93H201ZM204 95H205V93H204ZM216 95H217V97H216ZM219 95V96H218ZM242 93H241V97H242ZM189 96V94L187 95V97ZM216 97V98H218V97H220L218 100H216V98H214L215 99V101H214V99H213V97ZM231 96V97H230ZM150 97V98H151ZM190 97V96H189ZM203 97V96H202ZM230 97V99H231V101H230V99H228ZM134 98H135V100H134ZM145 98V96L143 97V99ZM227 98V99H226ZM256 98H258V100L256 99ZM260 98V99H259ZM178 99V98H177ZM224 99H225V102H224ZM244 99V100H243ZM253 99V100H252ZM132 100V104H130V102H129V105L127 104L126 106L128 107V106H132V107H134L133 109L134 110H131L132 108H127L126 106H125V108H122V109H120L119 107H117V108H119V109H117L118 111H116L115 110V114H121V116H125V118H126V115L128 114V113H130L131 112V114L132 113H134L133 111H136L137 109L139 110L140 109V103L139 102H136V101H138L137 100V97H134L133 96V99H131ZM141 100H142V98H141ZM153 100V99H152ZM211 100H208V101H211ZM240 100H243L242 102L240 101ZM259 100H260V102H262L261 103V105H260V103H259ZM262 100V101H261ZM143 101H145V100H142V102ZM207 101V102H208ZM246 101V102H245ZM258 101V107H257V104H256V102ZM207 102L205 101V104H206V106L208 107V109H209V107L210 106H213V105H210V104H212L211 102H210V104H209V102H208V104H207ZM240 102V103H239ZM243 102H244V104H243ZM252 102H254L253 103V106H251L252 104ZM138 103H139V105H138ZM144 103V102H143ZM134 104H135V106H134ZM248 104V105H247ZM251 104V105H250ZM138 105V106H137ZM210 105V106H209ZM242 105H243V107H242ZM233 106V107H232ZM139 107V108H138ZM212 108H210L209 109V113H210V111L212 110ZM221 108V107H220ZM228 108H230V110L228 109ZM255 108V109H254ZM256 108H258V109H256ZM116 109V108H115ZM130 110V111H128V112H126L127 110ZM136 109V110H135ZM222 109V108H221ZM236 109H238V110H236ZM247 109H250V110H247ZM126 110V111H125ZM219 112H221L222 114H218L217 112L218 111ZM253 110V111H252ZM122 113H121V112ZM230 111V112H229ZM235 111H236V113H235ZM238 111L240 112V113H238ZM244 111H245V113H244ZM250 113H252L253 115H254V113L255 112H258V113H256L254 116H256L257 115V117L260 119V120H258V119H256V117H252V114H250ZM127 114H126V113ZM234 112V113H233ZM246 112H248V114H250V115H248ZM124 113V114H123ZM206 113V112H205ZM209 113H207L208 115H209ZM229 113V114H228ZM123 114V115H122ZM218 114V115H217ZM225 114H226V116H225ZM233 114H237V115H233ZM239 114H240V116H239ZM245 114V115H244ZM217 115V116H216ZM221 115H222V117H221ZM235 116L234 117V119L232 118V116ZM247 115V116H246ZM219 116H220V120H219ZM244 116V117H243ZM249 116H251V117H249ZM116 117H119V122L121 123L122 122V117H121V119H120V116H116ZM129 117V115H127V118ZM225 117V118H224ZM217 118H218V120H217ZM228 118V119H227ZM234 120V122L232 123V119ZM235 118H238L236 121H238V122H235ZM253 118H255V119H253ZM263 118V117H262ZM222 119H224V120H222ZM232 121H231V120ZM227 120V121H226ZM230 122H229V121ZM263 120V119H262ZM221 121V122H220ZM224 121H225V123H224ZM215 122V121H214ZM230 123V124H228V123ZM240 122V123H239ZM248 122V123H247ZM252 122V123H251ZM215 123H217V122H215ZM219 123H217V124H219ZM227 123V124H226ZM235 123H239V124H235ZM242 123V124H241ZM256 123V124H255ZM221 124H223V125H221ZM245 124V126H246V128H244L243 129V127H245V126H243ZM255 124V125H254ZM235 125V126H234ZM220 126H223V127H220ZM231 126H232V128H231ZM240 126V127H239ZM228 127V128H227ZM239 127V128H238ZM242 127V128H241ZM247 127H250V128H247ZM255 127V128H254ZM256 127H258V128H256ZM222 128V129H221ZM237 128V129H236ZM253 128V129H252ZM199 129V128H198ZM224 129V130H223ZM252 129V130H251ZM256 129H258L257 131H256ZM228 130L230 131V132H228ZM240 130H241V133H240ZM248 130V131H247ZM231 131L233 132H238V135L237 134H234V132L231 134ZM163 132V134H162V136H161V140H163V137H164V140L163 141H161V143L165 146V144H166V149H167V144L169 143V139H168V136H167V134L166 133H164V131H162ZM200 132V130L198 131V133ZM244 132H245V137H241L243 134H244ZM252 132H254L253 134H252ZM261 132V133H260ZM221 133V132H220ZM228 133V134H227ZM231 135H230V134ZM240 133V134H239ZM263 133V134H262ZM166 134V135H165ZM256 134V135H255ZM201 135V133L200 134H198V136H200ZM241 135V136H240ZM250 136V140H249V137ZM251 136H255V137H251ZM256 136H258V137H256ZM240 138L241 139H246L245 141L244 140H242L241 142H240ZM253 139V140H252ZM259 139H262V138H259ZM166 140V141H165ZM237 140V141H238ZM257 140V141H256ZM219 141V142H220ZM234 142H236V140H233ZM251 141V142H250ZM257 142V143H255V142ZM164 142H165V144H164ZM167 142V143H166ZM220 142V143H221ZM228 143L230 146L229 147H231V149H232V147H233V143ZM245 142V143H244ZM247 142H250L249 144H246ZM226 144V143H225ZM228 144H226V145H224L223 144V142H222V146H224L223 148H226L225 146H228ZM241 144V145H240ZM237 145H240L241 147V149H243V151L245 150L246 151V149L248 148L247 146L248 145H250L251 147L252 146H254L251 150H249L250 149V147H249V149L245 152H243L241 149L239 150V146L237 147ZM245 146V147H244ZM228 148V147H227ZM226 148V149H227ZM234 148V147H233ZM237 148V149H236ZM246 148V149H245ZM229 149L230 148H228L227 149V152L225 153V150L223 151V153H225V156H228V155H226L228 152H229ZM236 150H239V153H240V155L238 154V151L236 152V153H234ZM124 151L125 152H127L126 151V148L124 147ZM249 151V152H248ZM243 153V156H241L242 155V153ZM229 153H231V152H229ZM245 153H248V155L246 154L245 155ZM250 155V156H249ZM251 155H253L254 156V158H252V156ZM257 155H261V156H258L259 158H257ZM127 156H129V154H128V152H127ZM126 156V154H125V158L127 159V160H129V157H127ZM246 156V157H245ZM250 157H251V159H250ZM262 157V158H261ZM234 158H236V159H234ZM249 158V159H248ZM258 159H260L261 161H258ZM233 160H238L239 162H241V161H245V162H247V161H249L248 163H251V165L253 164L252 163V161L254 162L255 161V163L256 162H258L257 164H253L252 166H250V164H248L247 163V165L246 164H243V162L242 163H240V165L238 164V162H234ZM234 162V163H233ZM244 162V163H245ZM224 163L227 165V166H225L224 165ZM191 164H192V166L191 165H189V166H191L190 168L193 170V173H194V164L191 162ZM221 163H219V165H220ZM231 164V165H230ZM262 164H261V167H262ZM230 166H232L231 168H230ZM233 166H235V168H237V167H239L240 168V170H241V173L243 174V173H245L244 175H242V177H240V175H239V173L238 172H236L235 170L236 169H234L233 168ZM242 166H247V168H248V166L250 167V168H248V170H247V168L245 169V167H244V169H243V167ZM197 167V166H196ZM225 167H229L227 170L225 169ZM251 167L253 168L252 170H251ZM258 167H260V166H258ZM189 167H188V172H187V174H185L184 176H185V178H187L188 177V173H189V171H191V173H192V170L190 169ZM221 168V167H220ZM263 168V167H262ZM262 168H259V169H256L255 170V173H256V171L257 170H260V171H262L261 169ZM238 169V168H237ZM250 169V170H249ZM231 170H233V172H235L234 174H233V172L231 171ZM230 171V172H229ZM248 172V174H247V172ZM221 172V173H222ZM228 172V173H227ZM192 173V174H193ZM240 173V174H241ZM257 173H260V172H258L257 171ZM192 174H190V175H192ZM227 174H229V175H227ZM231 174H233V175H231ZM235 174H236V176L238 175V177H239V185L237 184V181L238 180H236L237 179V177H235ZM261 174H262V172H261ZM222 175V174H221ZM246 175H250L249 177H246ZM257 175V174H256ZM228 177H229V179L232 181V179L233 180H236V181H233V182H229V179H228ZM232 177H234V178H232ZM253 177H254V175H253ZM232 178V179H231ZM220 180V181H221ZM228 180V181H227ZM240 182H242L241 184L243 185V187L241 186V188H240ZM220 183H222V182H220ZM231 183V184H230ZM244 184L246 185V186H244ZM252 184H255V182L254 183H252ZM233 186H234V188H233ZM239 186V189L240 190H244L243 191V193H244V195L243 194H241L242 193V191H240L239 189H238V191L235 193V191L237 190V187ZM256 188V189H255ZM261 188V187H260ZM229 189V190H228ZM236 189V190H235ZM231 190H234V191H231ZM258 191H260V190H258ZM226 192H227V194H226ZM241 192V193H240ZM224 193L225 194V196H224V194L222 195V194ZM235 193V194H234ZM240 196V199H239V197L238 198H236V196ZM252 195H253V193H252ZM248 196V195H247ZM242 197V198H241ZM244 197H246V199L244 200ZM67 198V199H66ZM202 198V197H201ZM69 198L68 197H65V198H59V199H56V201L54 200V201H52V205H50V203H49V205L48 204H45V203H40V212H39V214H38V212L35 214V216L38 214V216H36V217H34V215L32 214V213H30L31 211H30V209H28L27 207H24V206H21V205H19L17 202H16V200L14 199V198H12V197H3V196H0V225H1V227L3 228H1L0 229V264H22L23 262L25 263V264H82V263H84V264H96V262L98 263V264H138L137 263V258L140 256V253L141 252H145V251H147V248H146V244H145V242H143L142 240H140V239H138L137 237H135V236H133V235H131L132 237L130 238V235H127V236H125V237H121L120 239H118V243H117V245H116V243H114L113 245H110V246H112V247H110L109 249H107L106 247H102V249H101V246H97V245H95L94 246V248H93V246H92V251L91 250H89V251H91V254L90 255H88L89 253H87L86 251H88V250H86V251H84V253H83V251H82V254L79 256V254L78 255H76V253H74V251H72V249H71V247L70 246H72V245H75L76 243H81L83 246L85 245H88V244H91V242L92 241H88V239L86 238V236H84V233L82 234V232L80 233V231H81V229H80V227H79V225L76 223V221H75V217L73 216V212H74V214H76V216H79V217H81V218H83L85 221H88V220H92V218H95L96 216H97V214L96 213H94V214H92V211L94 212L95 211V209H94V207L93 206H91V205H87V206H85L84 204H78L77 205V207H76V204H74V202H72L70 199L68 200ZM232 200H234L233 202H232ZM244 200V201H243ZM59 201H60V203H59ZM65 201H66V203H65ZM70 201V202H69ZM56 202V203H55ZM62 202V203H61ZM72 202V204H70ZM201 202H202V199H201V201H200V203H199V208H200V204H201ZM248 202V201H247ZM246 202V203H247ZM69 203V204H68ZM232 203V204H231ZM251 203H253V201H251ZM245 204V203H243V206L245 205V207L246 206H250V205H252V204ZM62 205H65V206H62ZM75 205V206H74ZM82 205H84V206H82ZM61 208H60V207ZM71 207L70 209L68 208V210H67V207ZM59 207V208H58ZM64 207V208H63ZM76 207V208H75ZM84 207H85V209H84ZM90 207V208H89ZM91 207H93L92 209H91ZM89 210H88V209ZM231 208H230V210H231ZM250 208V207H249ZM72 209H75L74 211L72 210ZM91 209V210H90ZM201 209V210H200ZM200 209H198V211H200L201 212V214H202V217H204V215H203V209H202V204H201V208ZM245 209V208H244ZM63 210V211H62ZM73 212H72V211ZM77 210V211H76ZM87 210V211H86ZM234 210V209H233ZM69 211V212H68ZM232 211V210H231ZM230 211V212H231ZM245 211H248V209H245ZM244 211V212H245ZM72 212V213H71ZM90 212H91V215H90ZM200 212H197V216H198V213H200ZM243 212V213H244ZM29 213V214H28ZM71 213V214H70ZM83 216H81L80 214ZM232 214H231V219L232 218H235L234 216V213H233V211L231 212ZM32 214V215H31ZM96 214V215H95ZM186 214H188L187 212H186ZM200 214V215H201ZM70 215H72L73 216V218L70 216ZM88 216V218H90V219H86V217H84V216ZM92 215H94L93 217H91ZM190 215V214H189ZM200 215L198 216V218L200 217ZM234 215V216H233ZM233 216V217H232ZM68 217V218H67ZM70 217L72 218V219H70ZM202 217H200L199 219H201ZM198 219V227H199V229H200V227H202V225H204V223H205V221L203 222V220L202 219H204V218H202L201 219V221ZM236 220V219H235ZM234 219H232L231 221L235 224V221ZM75 221V223H73ZM201 223V224H200ZM72 224H74V226L72 225ZM237 224V223H236ZM235 224V225H236ZM9 225V226H8ZM15 227V228H14ZM79 227V228H78ZM191 227V226H190ZM204 227V226H203ZM239 227V226H238ZM189 228V227H188ZM192 228H190V230H191ZM203 229V233H204V235H203V233H201V229H200V233L199 232H196V230H195V232L192 230L191 232V235L189 234V236L190 237H193V238H189L188 240H187V243H189L188 244V248L190 249V250H193V252H194V259L196 258V257H198L197 255H196V253H195V250H196V248L198 247V243H199V241L200 242H202V245H204V246H211V243H209L210 241H211V239H210V236L207 234V231L205 230V227L204 228H202ZM20 230V231H19ZM27 230V231H26ZM72 230V231H71ZM75 230V231H74ZM238 230V229H237ZM17 231V232H16ZM24 231V232H23ZM30 231H31V233H30ZM6 232V233H5ZM71 233V235L73 236V238H75L76 239V241H74L75 239H73L72 238V236L70 235V233ZM27 233V234H26ZM29 233V234H28ZM33 233V234H32ZM67 233V234H66ZM69 233V234H68ZM74 233V234H73ZM190 233V232H189ZM195 233V235H193ZM15 234H19V235H15ZM26 234V235H25ZM79 234H81V235H79ZM207 234V235H206ZM22 235V236H21ZM31 235V236H30ZM82 235H83V238L85 239V240H83V238H82ZM198 235V236H197ZM206 235V236H205ZM2 236V237H1ZM25 236H27V238H29L28 240H27V238H25ZM36 236V237H35ZM69 236V238H67ZM205 236V237H204ZM22 237H23V239H22ZM66 237V238H65ZM71 237V238H70ZM135 239H134V238ZM199 237H201V238H199ZM20 240H19V239ZM38 238V239H37ZM82 240H81V239ZM202 238H204V240H205V242H207V243H205L204 242V240L202 239ZM73 239V240H72ZM192 239V242L190 241ZM209 239V240H208ZM43 242V243H45V245H46V249L49 251H38L37 250V248H35V247H33V243L34 244H37L38 242ZM71 240V241H70ZM2 241V242H1ZM18 241V242H17ZM28 241V242H27ZM34 241V242H33ZM45 241V242H44ZM47 241V242H46ZM78 241H81V242H78ZM87 241V242H86ZM190 241V242H189ZM33 242V243H32ZM36 242V243H35ZM69 242V243H68ZM71 242V243H70ZM76 242V243H75ZM197 242V243H196ZM19 243V244H18ZM21 243H25V244H21ZM31 243V244H30ZM93 243V242H92ZM208 243H209V245H208ZM66 244V245H65ZM195 244V245H194ZM201 244V243H200ZM4 245V246H3ZM20 245V246H19ZM30 245H32V246H30ZM53 245V246H52ZM68 245H70L69 247H68ZM197 245V246H196ZM12 246V247H11ZM30 246V247H29ZM65 246V247H64ZM96 246L97 247H99V248H97L96 250H95V248H96ZM116 246V248H114ZM192 246H196V248L195 249H192L193 247ZM207 246H206V248H207ZM19 247V248H18ZM55 247V248H54ZM68 247V248H67ZM18 248V249H17ZM33 248H35V250H33ZM111 248H113V249H111ZM20 249V250H19ZM28 249H29V251H28ZM67 249H68V251H67ZM106 251H105V250ZM98 250H100L101 251V253H100V251H98ZM104 250V252H102ZM108 250V251H107ZM19 251H20V254H19ZM23 253V255H22V253ZM25 252V253H24ZM34 252V253H33ZM36 252V253H35ZM42 252H43V254H42ZM96 252V253H95ZM99 252V253H98ZM16 253V254H15ZM29 253V254H28ZM40 253V254H39ZM46 253V254H45ZM57 253V254H56ZM73 253V254H72ZM93 253H95V255L98 253V256H97V259H96V257H95V255H93ZM18 254V255H17ZM45 254V255H44ZM87 254V255H86ZM26 255V256H25ZM40 255V256H39ZM44 255V256H43ZM54 255H55V257H54ZM73 255H75V256H73ZM92 255V256H91ZM195 255H196V257H195ZM23 256V257H22ZM43 256V258H41ZM57 256V257H56ZM84 256V257H83ZM90 256V257H89ZM94 256V258H91V257H93ZM61 257V258H60ZM74 257H77V258H75L74 259ZM82 257V258H81ZM89 258V260H88V258ZM35 258V259H34ZM84 258V259H83ZM87 260H86V259ZM199 258V257H198ZM198 258H196V259H198ZM18 259V260H17ZM64 259V260H63ZM79 259H81V260H79ZM93 259V261H95V263L92 261V263H91V260ZM99 259V261H97ZM38 260V261H37ZM50 260H52L51 262H50ZM55 260V261H54ZM62 260V261H61ZM85 262H84V261ZM102 260V261H101ZM21 261V262H20ZM23 261V262H22ZM40 261V262H39ZM42 261V262H41ZM59 261V262H58ZM70 263H69V262ZM195 262H196V264H200V262H199V259H198V262L196 261V260H194ZM47 262V263H46ZM50 262V263H49ZM64 262V263H63ZM76 262V263H75ZM88 262H90V263H88ZM23 263V264H24Z\"/></svg>","mask_w":264,"mask_h":264}]
</instances>
